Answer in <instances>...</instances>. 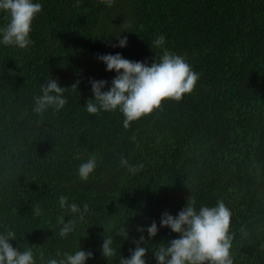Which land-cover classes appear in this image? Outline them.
I'll list each match as a JSON object with an SVG mask.
<instances>
[{
	"label": "trees",
	"instance_id": "trees-1",
	"mask_svg": "<svg viewBox=\"0 0 264 264\" xmlns=\"http://www.w3.org/2000/svg\"><path fill=\"white\" fill-rule=\"evenodd\" d=\"M34 2L43 5L34 44L0 45V233L14 230L9 243L21 252L32 247L37 264L41 254L47 260L78 248L92 253L86 264H120L143 235L146 264H157L154 248L179 238L160 226L165 211L177 216L190 198L197 208L222 200L232 213L233 264H264V0ZM158 35L201 74L195 90L128 129L118 111L88 114L90 81H107V91L117 75L98 56L119 53L151 66L161 54L151 48ZM49 78L66 89L68 103L37 115L34 97ZM91 154L97 166L82 181L77 168ZM121 156L142 170L129 173ZM60 195L89 208L65 239L57 217H74L60 209ZM153 222L158 233L149 238ZM121 226L127 239L115 235ZM107 235L117 249L109 260Z\"/></svg>",
	"mask_w": 264,
	"mask_h": 264
},
{
	"label": "clouds",
	"instance_id": "clouds-1",
	"mask_svg": "<svg viewBox=\"0 0 264 264\" xmlns=\"http://www.w3.org/2000/svg\"><path fill=\"white\" fill-rule=\"evenodd\" d=\"M81 0H76L74 7H79ZM111 8L114 0H101ZM43 5L34 0H0V15L6 23L0 27V45L15 47L21 50L28 49L34 44L30 38L32 25L35 18L42 12ZM119 47H126L127 37L119 38ZM164 35L156 36L151 48L160 49L161 54L155 62L148 66L144 62L130 61L121 54H105L98 59L106 65L108 72L117 75L111 82V87L104 91L107 81H90L94 100L89 99L85 111L90 115L100 112H119L122 126L130 128L133 122L151 115L160 110L165 101L180 102L185 95L191 94L201 74L193 69L184 55L167 50L164 46ZM78 83L72 86L73 91ZM65 88L59 86L57 80L49 78L40 86V95L34 97L33 111L42 115L49 109L54 112L61 111L68 103L65 97ZM135 142V137L132 138ZM98 157L91 154L82 161L77 168V175L82 181H87L95 171ZM120 164L133 175L142 170L143 165H134L123 156ZM58 205L66 214L74 219L65 223L63 215L57 217L60 225L58 235L61 239L67 238L76 227V220H84L89 208L85 203L83 207L76 202L69 203L65 195L58 197ZM33 213L42 215L41 207L33 205ZM232 213L222 200L214 206L196 207V201L189 199L186 207L177 216L170 215L167 211L162 214L160 226L170 228L173 233L179 234L178 239H173L167 246L161 244L154 248L153 254L157 264H233L231 248L233 234L230 232ZM144 232V228H138ZM149 238L158 233L155 222L146 229ZM241 231H244L241 229ZM117 236L128 238V232L121 226L116 232ZM17 240V233L11 228L0 233V264H37L32 247L24 245L21 252L9 243ZM145 243L143 235L140 236L137 246L131 251L128 259L120 257V264H146L144 259L147 249L140 244ZM102 256L107 260L117 256V249L112 235L104 236ZM92 258L91 252L78 248L74 252L57 250L55 257L45 260L41 254V264H86Z\"/></svg>",
	"mask_w": 264,
	"mask_h": 264
}]
</instances>
